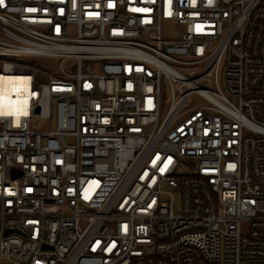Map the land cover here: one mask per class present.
I'll use <instances>...</instances> for the list:
<instances>
[{"label": "built area", "instance_id": "2783aa9c", "mask_svg": "<svg viewBox=\"0 0 264 264\" xmlns=\"http://www.w3.org/2000/svg\"><path fill=\"white\" fill-rule=\"evenodd\" d=\"M0 76V263L264 264V0H3Z\"/></svg>", "mask_w": 264, "mask_h": 264}, {"label": "bare ground", "instance_id": "6f19581e", "mask_svg": "<svg viewBox=\"0 0 264 264\" xmlns=\"http://www.w3.org/2000/svg\"><path fill=\"white\" fill-rule=\"evenodd\" d=\"M19 80L20 79H16L14 77L0 76V97L9 99L13 92L17 93L22 86ZM6 107V111H10L8 110L9 108Z\"/></svg>", "mask_w": 264, "mask_h": 264}, {"label": "rangeland", "instance_id": "374dc122", "mask_svg": "<svg viewBox=\"0 0 264 264\" xmlns=\"http://www.w3.org/2000/svg\"><path fill=\"white\" fill-rule=\"evenodd\" d=\"M50 61L51 60L47 59V58H39V59L27 60L26 64L35 68V69H39V70L43 71L44 69H43V67L40 66V62L49 63ZM40 81L44 83L46 81V79L44 77H41ZM0 264H12V263L2 261Z\"/></svg>", "mask_w": 264, "mask_h": 264}, {"label": "snow or ice", "instance_id": "6c2138e0", "mask_svg": "<svg viewBox=\"0 0 264 264\" xmlns=\"http://www.w3.org/2000/svg\"><path fill=\"white\" fill-rule=\"evenodd\" d=\"M0 3H3V0H0Z\"/></svg>", "mask_w": 264, "mask_h": 264}]
</instances>
